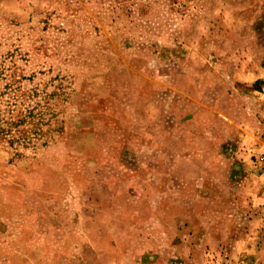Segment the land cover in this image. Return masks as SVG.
Instances as JSON below:
<instances>
[{"label":"rangeland","instance_id":"rangeland-1","mask_svg":"<svg viewBox=\"0 0 264 264\" xmlns=\"http://www.w3.org/2000/svg\"><path fill=\"white\" fill-rule=\"evenodd\" d=\"M264 0H0V264H264Z\"/></svg>","mask_w":264,"mask_h":264},{"label":"built area","instance_id":"built-area-1","mask_svg":"<svg viewBox=\"0 0 264 264\" xmlns=\"http://www.w3.org/2000/svg\"><path fill=\"white\" fill-rule=\"evenodd\" d=\"M260 159L264 161V156L263 157H260Z\"/></svg>","mask_w":264,"mask_h":264}]
</instances>
